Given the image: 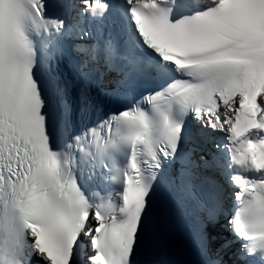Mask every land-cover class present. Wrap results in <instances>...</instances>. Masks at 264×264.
<instances>
[{
	"label": "snow or ice",
	"instance_id": "6c2138e0",
	"mask_svg": "<svg viewBox=\"0 0 264 264\" xmlns=\"http://www.w3.org/2000/svg\"><path fill=\"white\" fill-rule=\"evenodd\" d=\"M0 264H264V0H0Z\"/></svg>",
	"mask_w": 264,
	"mask_h": 264
}]
</instances>
